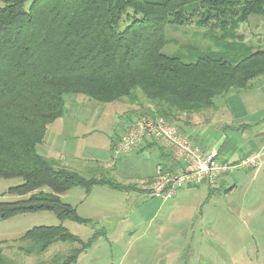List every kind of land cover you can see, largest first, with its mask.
I'll return each mask as SVG.
<instances>
[{"label": "trees", "instance_id": "1", "mask_svg": "<svg viewBox=\"0 0 264 264\" xmlns=\"http://www.w3.org/2000/svg\"><path fill=\"white\" fill-rule=\"evenodd\" d=\"M26 1L4 0L0 6V178H20L7 193L27 196L0 201V219L40 210L61 222L78 219L60 194L73 187L121 189L36 152L47 126L68 111V94L100 103L127 98L141 108L139 90L152 108L138 118L171 122L264 81V48L252 49L236 33L250 15L264 17V0H29L25 6ZM192 20L199 27L212 21L210 27L223 31L215 44L231 55L193 56L191 48L187 55L164 52L165 26ZM58 242L72 247L34 264H73L86 249L61 223L33 227L15 240L18 252L34 256ZM0 264H14L1 246Z\"/></svg>", "mask_w": 264, "mask_h": 264}, {"label": "rangeland", "instance_id": "2", "mask_svg": "<svg viewBox=\"0 0 264 264\" xmlns=\"http://www.w3.org/2000/svg\"><path fill=\"white\" fill-rule=\"evenodd\" d=\"M3 3L4 0H0V6ZM28 3L29 0L25 6ZM211 23L202 27L193 20L186 25L167 24L165 37L168 44L164 52L187 55V49L191 48L193 56L204 51L231 55L223 46L215 44L223 31L210 27ZM236 33L252 49L264 48V17L250 15ZM136 93L141 108L129 105L127 98L100 103L83 95L66 96L69 100L66 99V115L47 126L43 140L35 147L36 152L83 175L116 183L121 189L94 186L86 192L73 187L60 194V200L75 209L78 219L61 222L48 210L0 219L3 253L14 264H34L48 261L54 254H66L72 247L69 242L54 243L38 256L18 252L15 243L33 227L61 223L86 246L73 264H264L263 167L257 171H254L255 167L252 171L229 173L235 180V189L226 196L223 190L222 193L217 191L213 193V200L204 198V192H208L206 183L184 190L192 192L194 199L178 206H174L172 198L155 196L153 192L158 180L151 178L147 180L149 183L143 180L159 162L157 152L152 149L137 153L115 152L120 135L130 123L146 107L152 108L141 91ZM248 101L247 97L230 94L217 97L210 109L216 112L205 123L200 125L198 117L194 121L190 118L210 110L186 114L184 119L190 121L186 132L202 146H210L225 135L228 141L240 143L241 152H247L258 140L242 123L259 108V101ZM176 122L169 121L175 126ZM162 150L168 152L166 148ZM231 158L232 155L224 157L232 162ZM21 182L20 178H0V201L26 198L7 193L9 187ZM143 185H147L146 192L151 196L138 191ZM43 191L50 193L47 187ZM234 205H239L242 210L231 212Z\"/></svg>", "mask_w": 264, "mask_h": 264}, {"label": "built area", "instance_id": "3", "mask_svg": "<svg viewBox=\"0 0 264 264\" xmlns=\"http://www.w3.org/2000/svg\"><path fill=\"white\" fill-rule=\"evenodd\" d=\"M146 141L169 149L180 166V171L172 174L157 165L158 183L153 194L164 199L174 196L182 188L195 187L204 181L215 189L219 177L238 170L253 169L259 162L258 152H250L236 161H227L216 149H202L162 116H143L133 120L120 135L115 152L133 153Z\"/></svg>", "mask_w": 264, "mask_h": 264}, {"label": "crops", "instance_id": "4", "mask_svg": "<svg viewBox=\"0 0 264 264\" xmlns=\"http://www.w3.org/2000/svg\"><path fill=\"white\" fill-rule=\"evenodd\" d=\"M230 95L233 97H243V98L247 97L250 100V101H248L249 103H252V100L256 101V102L259 101V108L257 107L256 112H254L255 115L250 116V118H246L247 122L242 123L243 125H245V128H247V131H249L251 136H253L256 140H258L256 144L252 145V147L249 149V151L241 152L242 149H241L240 143L235 142V141H230V140L228 141L225 135L220 136L210 146H202L201 144L198 143V140L191 137L186 132V127L189 125L190 121H192V120L194 121L195 118L198 117V121H199L198 123L201 125L202 123H205V121L207 120L208 117L212 118L214 116L213 113H215L216 111H213V110H210L209 112L201 113V115H197L195 117H192V118H190V121L185 120L183 117H180L181 121L176 122V124H177L176 127L183 135L190 138L197 145H199L202 149H204V150L216 149V150H218L219 154L222 155L223 158L225 156L228 157V156L232 155L231 159L233 161H236V160L242 158V156H244L250 152H253V151L259 152L260 153L259 165L255 169L254 168L253 169H254V171H257L262 167L264 169V81H261L259 84H256L253 87H250L246 91L232 92ZM74 102H76V101H74ZM217 111H218V109H217ZM64 115H66V113ZM61 118H59L57 120H61ZM242 121H245V120L243 119ZM195 122H197V121H195ZM160 147L163 148L162 146H160L156 142L152 143L151 141H146L145 143H143L140 147H138L133 152V153H137L140 150H144V149H152V150H155L157 152L159 162L156 164L155 169L152 173L146 174L145 180H143V181H146V183H149V182H147V180H151V178H156L157 165H164V168H165L164 170L165 171L169 170L168 172L172 173V174H176L180 171V166L175 161V159L173 158L171 151L169 149H167L168 152H165ZM169 153H171V155H169ZM173 165H174V168H172ZM168 168H170V169H168ZM170 170H173V171L171 172ZM247 170H249V169H247ZM252 170L250 169L249 171H252ZM205 183L208 186V192H204L205 200H207V199L213 200L214 199L213 193H218L217 191H219V193H222V192H220L221 190H223V193L226 196L228 193L233 191V189H235V187H236L235 186L236 185L235 180H233L231 177H229L228 174L221 176L217 179V187L215 189H213L211 187L210 183L207 181L202 182L198 186H200V185L202 186ZM146 186L147 185H143L142 187L138 188V191L147 193L146 188H145ZM189 188H191V187L182 188V189H180L182 191L178 190L174 196L169 197V198L173 199L172 201L174 202L173 204H175L174 206H178V204L181 205V203H183L184 201L194 199V194L192 192L184 191V190L189 189ZM226 191H228V192H226ZM147 194L151 196V194L149 192ZM238 206L239 205H236V207H235V205L231 206V209H230L231 212H233L235 210L238 213L240 210H242V208L238 207Z\"/></svg>", "mask_w": 264, "mask_h": 264}]
</instances>
